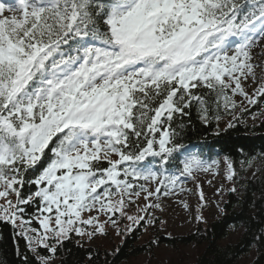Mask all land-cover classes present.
<instances>
[{
    "label": "snow or ice",
    "instance_id": "6c2138e0",
    "mask_svg": "<svg viewBox=\"0 0 264 264\" xmlns=\"http://www.w3.org/2000/svg\"><path fill=\"white\" fill-rule=\"evenodd\" d=\"M254 49L264 54V0L0 2V220L21 229L36 264H51L73 233L106 235L110 224L119 235L117 214L127 231L154 225L162 196L190 191L186 180L221 165L185 154L175 118L195 108L204 125L241 122L264 97ZM223 163L234 181V161ZM199 200L203 223V191ZM129 204L143 215L128 214Z\"/></svg>",
    "mask_w": 264,
    "mask_h": 264
},
{
    "label": "trees",
    "instance_id": "16d2710c",
    "mask_svg": "<svg viewBox=\"0 0 264 264\" xmlns=\"http://www.w3.org/2000/svg\"><path fill=\"white\" fill-rule=\"evenodd\" d=\"M260 101L250 112L260 110ZM248 113L232 128L226 124L218 129L215 121L204 125L195 108L187 116H177L173 123V127H179L182 120L180 142L185 147L194 145L202 152L234 161L238 175L229 181L218 215L207 218L202 214L205 222H197L183 234H164L153 228L144 242H140L144 228L141 222L107 247L87 244L73 233L58 247L51 264H139L133 259L142 253L149 255L144 264H264V116L257 122H246ZM248 159H252V165L245 164L241 169L240 162ZM102 166L107 165L102 162ZM233 186L235 193L229 190ZM32 190L34 186L26 185L23 192ZM35 209V204L25 206L24 219L32 218ZM31 226L39 225L33 219ZM162 245L170 246L175 255L157 256L156 249ZM187 245L195 248L190 257L182 251ZM40 253L48 255L45 249ZM25 257L27 264H36L18 227L0 220V264H25Z\"/></svg>",
    "mask_w": 264,
    "mask_h": 264
},
{
    "label": "rangeland",
    "instance_id": "374dc122",
    "mask_svg": "<svg viewBox=\"0 0 264 264\" xmlns=\"http://www.w3.org/2000/svg\"><path fill=\"white\" fill-rule=\"evenodd\" d=\"M0 2H4L6 8L15 6L16 0H0ZM5 15H11V13H5ZM253 61L256 64H264V54H261V51L259 49L253 50ZM256 75L257 79L259 80L262 76H264V72H262L261 68H256ZM252 86L246 85V91L250 94L253 91ZM235 99L239 102L242 100V97L237 95ZM252 107V106H251ZM262 109H264V97L261 98L260 101V110L249 112L245 118L246 122H257L259 121L263 116L264 113H262ZM237 112H239V109H237ZM254 113L256 115V118H252V114ZM231 117L224 116L223 119L219 122L218 129L224 127L228 120H230ZM217 126V125H216ZM190 154H199L198 152H191ZM205 158V157H204ZM206 159V158H205ZM221 160V165L219 169V175H214L212 173H198L196 174V180L188 179L184 183V187L186 189H190V191H184V192H178L171 196H162L160 203L162 204L163 210H153V215L156 218V223L152 226L146 225L145 222H142L144 224L143 232L141 235L140 242L146 241L148 237L151 236V232L153 228L158 229L159 231L163 232L164 234H183L186 232L191 231L195 225L197 224V221L195 219V216L197 215V208L200 205L199 200V192L203 191L205 201H206V207L201 209V212L203 215H205L207 218H213L216 215H218L220 211V203L222 196L225 194L228 186L229 181L225 178V169H224V163L221 158H216ZM151 166L156 167L154 164ZM174 172V171H173ZM208 181H211L209 184ZM143 183V182H141ZM197 183H199L200 188L198 189L196 187ZM221 189L220 193L217 194V190ZM143 195V194H142ZM13 200H15V197H12ZM3 201L0 200V203ZM183 202H186L188 204V208L185 209L183 207ZM145 201L141 197L140 200L136 202L137 205L143 206ZM217 205H219V208H217ZM125 211L130 215H143V213L138 212V208L136 205L129 204L128 207L125 209ZM96 213H88L85 212L82 214L83 218L87 219L89 215H95ZM118 220L119 225V231L120 234H117V230L113 228L110 224L106 225L107 234L106 235H96L92 238H89L87 235L84 236H77L81 241L86 242L90 245H101V246H110L113 243L120 241L123 236V234L127 231V226L131 224L130 221H128L126 218H122L119 216V214L115 217ZM107 219V217L103 214L99 215L100 222H104ZM164 223H161V222ZM19 224V221L17 222ZM135 225L132 227L134 228ZM32 227V226H31ZM34 228H39L34 227ZM18 229L21 231V229L18 227ZM86 231H92V227H86ZM236 235V231L231 233V237L234 238ZM182 251L184 254L187 255V257H190L195 252V248L193 245H187L183 247ZM156 255L157 256H163L164 258H168L171 255H175L174 250L167 245L159 246L156 249ZM149 258L148 253H142L140 254L136 259H133V262H137L139 264H144Z\"/></svg>",
    "mask_w": 264,
    "mask_h": 264
}]
</instances>
